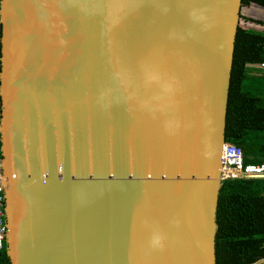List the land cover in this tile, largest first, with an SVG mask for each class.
<instances>
[{
  "label": "water",
  "instance_id": "obj_1",
  "mask_svg": "<svg viewBox=\"0 0 264 264\" xmlns=\"http://www.w3.org/2000/svg\"><path fill=\"white\" fill-rule=\"evenodd\" d=\"M242 8L1 0L11 264H217Z\"/></svg>",
  "mask_w": 264,
  "mask_h": 264
},
{
  "label": "trees",
  "instance_id": "obj_2",
  "mask_svg": "<svg viewBox=\"0 0 264 264\" xmlns=\"http://www.w3.org/2000/svg\"><path fill=\"white\" fill-rule=\"evenodd\" d=\"M251 3L264 6V0H242V6ZM248 19L264 25V19ZM261 63H264V29L240 24L229 90L226 141L242 148L245 164L264 162V67L258 66ZM1 147L0 134V161ZM217 225V264H255L263 260L264 178L223 180ZM0 264H11L6 242L0 250Z\"/></svg>",
  "mask_w": 264,
  "mask_h": 264
},
{
  "label": "built area",
  "instance_id": "obj_3",
  "mask_svg": "<svg viewBox=\"0 0 264 264\" xmlns=\"http://www.w3.org/2000/svg\"><path fill=\"white\" fill-rule=\"evenodd\" d=\"M264 67V63L258 64ZM264 178V162L245 164L244 154L240 146L226 142L222 151L221 179ZM0 163V250L4 248L7 237V221L5 213V185Z\"/></svg>",
  "mask_w": 264,
  "mask_h": 264
},
{
  "label": "crops",
  "instance_id": "obj_4",
  "mask_svg": "<svg viewBox=\"0 0 264 264\" xmlns=\"http://www.w3.org/2000/svg\"><path fill=\"white\" fill-rule=\"evenodd\" d=\"M259 13L261 15H259ZM256 14H258V16H261V17H259L257 19H264V6L259 5L257 3H251L249 6H246L245 15L250 16V17H256ZM245 25L252 26L250 24H245ZM259 25L261 27H258V26H252V27H257V28H263L264 29V25H261V24H259Z\"/></svg>",
  "mask_w": 264,
  "mask_h": 264
},
{
  "label": "rangeland",
  "instance_id": "obj_5",
  "mask_svg": "<svg viewBox=\"0 0 264 264\" xmlns=\"http://www.w3.org/2000/svg\"><path fill=\"white\" fill-rule=\"evenodd\" d=\"M245 11H246V6H243V9H242V16H241V20H240V24L241 25H245V24H250L252 26H258V27H261L259 24L255 23V22H252L250 21L248 18H250V16H247L245 15ZM259 15H261L259 13ZM263 16V15H262ZM261 16H258V14H256V17H251V18H259ZM264 260V259H263Z\"/></svg>",
  "mask_w": 264,
  "mask_h": 264
},
{
  "label": "clouds",
  "instance_id": "obj_6",
  "mask_svg": "<svg viewBox=\"0 0 264 264\" xmlns=\"http://www.w3.org/2000/svg\"><path fill=\"white\" fill-rule=\"evenodd\" d=\"M159 240H160L159 237H154V238H153V243H159Z\"/></svg>",
  "mask_w": 264,
  "mask_h": 264
}]
</instances>
